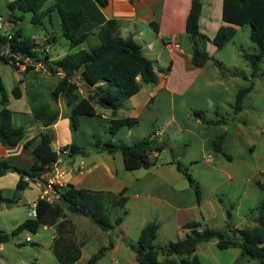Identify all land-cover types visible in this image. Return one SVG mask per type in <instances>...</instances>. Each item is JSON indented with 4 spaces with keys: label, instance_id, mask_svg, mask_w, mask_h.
Returning a JSON list of instances; mask_svg holds the SVG:
<instances>
[{
    "label": "trees",
    "instance_id": "1",
    "mask_svg": "<svg viewBox=\"0 0 264 264\" xmlns=\"http://www.w3.org/2000/svg\"><path fill=\"white\" fill-rule=\"evenodd\" d=\"M99 6L105 7L108 0H94ZM7 19L10 32H0V64L16 66L24 64L25 72L32 71L38 64L52 74L61 73L49 95L53 102L59 98L65 100L70 108V128L76 131L79 127L80 117L96 116L95 106L111 112L109 132L115 135L121 128H133L138 125L136 118L117 116V111L131 97L136 95L142 85L156 84L158 77L153 70L152 63L142 54L140 47L132 37H122L119 26L114 20L106 21L98 30L99 44L90 49H83L75 53H67L63 57L51 60L45 47L58 38L67 41V50L82 44L86 35H78L82 24L89 21L81 7L63 8L59 3L50 0H14L6 4ZM201 13V0H190V9L186 18L185 32L192 42L191 67L201 68L210 59L209 55L199 46L196 38L198 32V19ZM28 19V22L41 27L47 32L48 38L42 44L34 42L23 35L19 23ZM56 20V22H54ZM223 22L237 27H249V40L255 47V52L243 54L251 69L250 78L244 77L248 85L237 91L233 112L242 109L246 96L253 90V79L259 73L260 64L264 62V0H223ZM55 23L59 35L48 33V28L54 30ZM13 25V28H12ZM48 26V27H47ZM235 35L231 26H222L211 40L217 50L228 44ZM202 38H205L201 36ZM75 77L87 90L88 95L82 97L78 93ZM20 82H17L11 91L14 99L21 97ZM8 98L0 77V144L15 146L23 144L31 151L33 166L29 171L0 162V176L7 171L19 175L16 191L21 192L30 180H41L42 175L48 174L59 159V155L67 151L69 157L84 155L85 150L75 144L65 147L60 152L53 150L51 138L48 133L40 132L35 138L25 141L23 127L13 123V112L7 108ZM34 118L47 127L57 119V111L43 107L33 113ZM224 134L212 143L215 152L223 154L226 160L231 156L222 149ZM93 147L98 152L113 154L120 152L126 171L149 169L153 161L149 153H160L162 148L152 146L149 138H143L133 145H121L96 140ZM176 169L190 184L194 186L195 194L199 198L200 192L197 184L180 163H175ZM44 184V182H43ZM264 190V181L257 183ZM54 191L60 195L59 200H50L47 196L37 200L34 207L35 216L27 219L14 230L12 235L28 233L35 235L42 226L53 227L56 236L53 240V255L59 264H75L80 257L83 241H76L75 228L66 218L65 211L88 218L101 231L110 233L115 226L123 221L126 196L124 190L117 194L110 192H95L85 189H76L73 185L55 187ZM15 199L6 198L0 192V203H15ZM256 217L252 224L243 229L233 228L229 225L224 230L201 227L198 222H187L181 229L185 231L180 240L169 242L167 245L155 248L153 241L159 225L150 223L143 228L134 244L127 247L134 253L139 264H201L197 256V247L202 243L216 241L219 250L237 248L241 257H246L257 264H264V204L254 208L251 213ZM226 218L231 220V208H226ZM225 231V234H224ZM4 233L0 231V237ZM113 246L110 236L107 247L98 250L88 260L94 264L101 259Z\"/></svg>",
    "mask_w": 264,
    "mask_h": 264
},
{
    "label": "crops",
    "instance_id": "2",
    "mask_svg": "<svg viewBox=\"0 0 264 264\" xmlns=\"http://www.w3.org/2000/svg\"><path fill=\"white\" fill-rule=\"evenodd\" d=\"M12 1L14 0H0V18L7 17L6 4ZM50 1L57 2L66 9L76 6L81 7L85 15L89 17V21L82 24L78 31V35H86V38L72 52L96 47L99 44L96 35L99 28L106 21L114 20L119 26L120 35L122 37H132L133 41L140 47L142 54L152 63L153 70L158 77V82L156 84L142 85L140 91L129 98L117 111L118 117L136 118L138 123L142 120L152 126L162 124V121L164 125L174 123L178 130H181L179 122H177L173 114L174 97L177 96L182 100L186 92L194 84H197L199 79H202L204 84L215 85L217 87H223L224 85L221 78H199L204 73L207 63L201 68L191 67L190 65L192 42L185 32L190 0H108L105 7L99 6L94 0ZM222 7L223 0H201V13L198 19V32L200 36L196 40L209 57L217 52L211 40L220 27L231 26L235 29V34L244 28L223 22ZM49 32L57 36L59 35L56 23L54 30L50 29ZM40 37L46 40L48 38L47 32L42 30ZM64 45L67 47L63 39L58 38L48 46L62 47V55L57 58L59 59L64 54L69 53L67 48L65 51ZM16 71L20 72L21 70L18 69ZM56 75L59 77L56 80L57 84L62 74L56 73ZM14 80L15 83L20 82L21 97L19 99L12 97L11 91L14 86L9 90L8 79L7 84H4V81L2 83L4 84L3 86L8 98L7 108L13 112L14 116L20 117V120H16L17 125H14L24 128L25 141L35 138L40 132H45L50 135L51 146L56 152H60L65 147L74 144L70 136V108L67 106L65 100L59 98L57 102L50 100V102L44 104L39 103V93L34 88V85H29L27 81H24V78H14ZM75 82L76 85H82L77 77H75ZM238 90L235 93L232 92L230 96L232 100L230 104L232 108L231 121L234 125L232 129L237 136L246 127L247 121L243 117L245 113L244 102L254 89L244 99L242 109L234 113L233 104ZM159 98L164 99L167 103L169 102L172 111L169 117L164 116L160 107L157 106V99ZM153 102L157 104L155 103L154 105ZM43 107H49L57 111V119L47 127L37 121L33 115L35 111ZM192 108L190 107V109ZM95 113L100 118H112L110 111L107 116L108 110L98 108L97 106H95ZM194 115L197 118L196 123L200 124L202 116L197 112ZM161 118L163 119L161 120ZM228 124L229 122L224 119H216L212 122L213 126L218 127L219 125L222 129L223 133L221 134H224L223 141L233 136V134L232 136L230 135L232 129L228 128ZM160 130V133L156 132L154 137L150 136L149 138L153 147L159 146L162 148L159 144L160 134L162 135V129ZM208 140L201 139L202 146ZM94 142L90 144V149L85 150V154L80 156L79 161H76V156L69 157L67 151L60 154L59 159L50 170L51 174L60 173V181L63 187L73 185L76 189L110 192L113 194L124 190L127 199L123 210L125 215L123 216V221L115 226L110 233H107L101 231L88 218L65 211L66 218L72 222L75 228L74 239L77 242H84L80 249V257L75 264H88V260L92 255L101 248L108 246L110 236L113 238V246L94 264H139L136 261L134 253L127 247V244H134L140 231L150 223H157L159 225L153 241L154 247L159 248L171 241L182 239L185 231L181 227L187 222H198L201 224V227H204L207 226V223L214 221L213 206L216 204V201L209 196L205 199L202 198L200 190L199 198H197L189 180L177 171L175 163L180 162L175 157L161 160L158 163L159 153L152 151L149 153V159L153 161L152 167L149 169L126 171L120 152L113 154L98 152L93 147ZM1 161H5L11 166L26 171H29L33 166L31 151L23 144L15 146H3L0 144ZM235 161L234 157L231 156L230 160L217 162L215 163L216 165L212 164L211 158H209L208 162L212 164V168L215 171L221 172L220 178L223 179L222 183H227L237 178L235 174H232L234 168L244 164V161L241 160L237 162V165H234ZM222 176L225 177L223 178ZM260 176L261 182H263L264 171H261ZM46 178L47 174L42 175V181L29 180L25 189L17 192L16 184L19 180L17 173L7 171L0 176L1 194L6 198H13L16 201L11 204L0 203V216L5 215L9 224V227H4L5 224L2 225L0 223V231L7 234V230L12 232L15 227L25 220L34 218L36 202L38 199L44 197L45 188L43 182H45ZM216 188V185L212 187L210 195L213 196ZM50 191L54 190L47 192ZM218 203L221 202L218 201ZM203 204L207 205V215L202 212ZM262 204H264V200L261 201L260 205ZM256 207L255 205L248 206L247 211H243V213L247 214ZM19 209H23V215L18 214L21 211ZM255 217L256 214L254 213L251 216L250 224H252V220ZM233 227L238 228L236 226ZM41 228L52 229L54 240L56 232L53 227L42 226ZM25 240L30 245H35L30 242L31 239L28 235L25 236ZM22 245L20 244V246ZM211 247H216V241L211 242L205 248L210 249ZM200 249L198 246L197 256L200 262H202L204 249ZM1 250L2 245L0 244ZM226 250L235 251V253L240 254V250L237 248Z\"/></svg>",
    "mask_w": 264,
    "mask_h": 264
},
{
    "label": "rangeland",
    "instance_id": "3",
    "mask_svg": "<svg viewBox=\"0 0 264 264\" xmlns=\"http://www.w3.org/2000/svg\"><path fill=\"white\" fill-rule=\"evenodd\" d=\"M2 20L0 32H10L9 20L6 16ZM19 26L23 29V35L33 38L34 42L42 44L46 41L40 37L43 29L31 25L28 19L19 23ZM47 30L49 31L50 29L48 28ZM248 35V26L240 29L228 44L217 50L210 57L204 73L199 77L207 79L221 78L224 82L223 87L204 84L202 79H199L197 84H194L186 92L182 100L177 96L174 97L173 114L177 122H179L181 130H178L174 123L164 125L162 121V124L152 126L140 120L138 125L132 129L121 128L115 135H112L109 132L110 118H100L99 115L93 117L82 116L80 117L78 129L76 131L71 129L70 131L71 140L84 150H89L90 144L96 140L121 145H133L143 138L154 137L155 133H160V129H162L159 143L162 146V151L158 154L157 162L175 157L187 169L194 183L199 186L202 198L205 199L209 196L216 201L213 206L214 221L207 223L205 227L216 230H224L227 225L236 226L238 227L237 229L248 227V225H251L250 220L254 212L244 214L243 211H247L248 206L260 205L261 201L264 200V191L257 185L258 181H262L260 173L264 171V62L260 64V71L253 79L254 91L244 102L245 113L243 117L247 124L239 136L232 129L234 125L231 121L232 108L230 106L232 103L231 93L246 87L248 82L244 81V77L250 78L251 69L242 56L243 54L255 52V47L250 42ZM63 42L67 44L64 39ZM64 47L66 51L67 47L65 45ZM72 50L69 53H75ZM45 51L48 52L51 60H55L62 55L61 46L56 48V46L49 47L47 45ZM26 65H30V63H19L16 66L0 64L2 82L4 81L5 84L8 79V87L11 90L16 85L14 78H24L25 82L27 81L29 85H34V88L38 91L39 103L50 102L51 99L48 92L55 87L56 80L59 77L38 65L35 70L26 73ZM18 69L21 71H16ZM77 86L79 95L86 97L89 92L82 85L79 84ZM155 103L153 102L154 105ZM157 103V106L162 110V114L169 117L172 113L169 102L167 103L164 99L159 98ZM190 107L193 108L190 109ZM195 112L202 116L200 124L196 123ZM106 114L108 116L109 111ZM216 119L227 120L229 122L228 128L232 129L230 135L232 136L233 134V136L223 141V152L234 157L236 160L234 165H237L238 161H244L242 166L238 165L232 171V174H235L237 178L227 183H222L221 172L212 168L213 163L226 162L223 154L215 152L212 148L214 140L223 133L219 125L218 127L212 125V122ZM16 120H20V117L13 115L15 125H17ZM201 139L209 140L202 146ZM75 156L76 161H79L81 155ZM209 158H211L212 164L208 162ZM222 177L224 178L225 176ZM215 185L217 188L212 196L210 195L211 189ZM192 187L194 188L193 185ZM218 201L221 203H218ZM206 207L207 205L203 204L202 212L205 214ZM226 208H231L232 219L230 221L226 218ZM19 210L21 211L18 214L23 215V209ZM0 223L2 225L5 224L4 227H9L8 219L5 215L0 216ZM7 231V234H4L6 237L0 243L2 245L0 264H59L52 252V229L40 228L35 235L28 233L12 235L11 231ZM26 235L30 237V242L35 245H30L25 240ZM211 242H215V240ZM210 243L199 245L200 250L209 246ZM20 244L23 245L20 246ZM200 263L257 264L253 260L241 257L235 251L219 250L216 247L205 248L202 253V262Z\"/></svg>",
    "mask_w": 264,
    "mask_h": 264
},
{
    "label": "built area",
    "instance_id": "4",
    "mask_svg": "<svg viewBox=\"0 0 264 264\" xmlns=\"http://www.w3.org/2000/svg\"><path fill=\"white\" fill-rule=\"evenodd\" d=\"M3 20L2 18H0V29H1V24H2ZM25 62H29L28 60H26ZM38 66L41 67L40 64H38ZM45 191H44V196H46L47 191L49 190H54L55 187H63L61 181H60V173H56V174H51V171L47 174V178L43 184ZM48 189V190H46Z\"/></svg>",
    "mask_w": 264,
    "mask_h": 264
},
{
    "label": "water",
    "instance_id": "5",
    "mask_svg": "<svg viewBox=\"0 0 264 264\" xmlns=\"http://www.w3.org/2000/svg\"><path fill=\"white\" fill-rule=\"evenodd\" d=\"M46 196L49 197L51 200H59V199H60V195L57 194L55 191L47 192V193H46ZM224 234H225V231H224ZM5 237H6L5 235H2V236L0 237V243L3 242V239H4Z\"/></svg>",
    "mask_w": 264,
    "mask_h": 264
}]
</instances>
